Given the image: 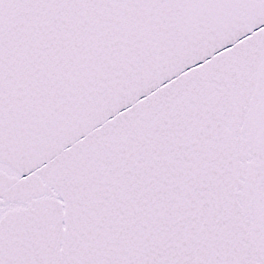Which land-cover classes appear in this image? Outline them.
<instances>
[{"label":"snow or ice","instance_id":"6c2138e0","mask_svg":"<svg viewBox=\"0 0 264 264\" xmlns=\"http://www.w3.org/2000/svg\"><path fill=\"white\" fill-rule=\"evenodd\" d=\"M0 264H264V0H0Z\"/></svg>","mask_w":264,"mask_h":264}]
</instances>
